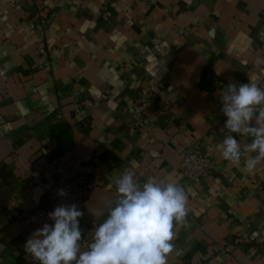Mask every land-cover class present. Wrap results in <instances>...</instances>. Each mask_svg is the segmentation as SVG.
<instances>
[{
  "label": "crops",
  "instance_id": "1",
  "mask_svg": "<svg viewBox=\"0 0 264 264\" xmlns=\"http://www.w3.org/2000/svg\"><path fill=\"white\" fill-rule=\"evenodd\" d=\"M0 70V264H39L5 208L49 213L53 187L84 175L81 224L126 168L188 194L168 264H264V164L219 149V91L248 73L264 87V0H0ZM196 147L213 168L193 184L179 163Z\"/></svg>",
  "mask_w": 264,
  "mask_h": 264
},
{
  "label": "clouds",
  "instance_id": "2",
  "mask_svg": "<svg viewBox=\"0 0 264 264\" xmlns=\"http://www.w3.org/2000/svg\"><path fill=\"white\" fill-rule=\"evenodd\" d=\"M258 79L248 73L247 83H229L219 91L220 112L226 117L221 156L233 164L244 157L249 171L264 164V87ZM237 136L249 137L250 143L242 146ZM108 187L114 188L115 195L102 199L104 211L89 210L95 219L105 218L90 232L86 250L79 224L83 212L72 203L60 204L47 214L54 223H44L30 234L25 253L39 264H168L175 248V228L189 213L184 187L156 177L141 184L131 168ZM58 195L67 193L60 189Z\"/></svg>",
  "mask_w": 264,
  "mask_h": 264
},
{
  "label": "built area",
  "instance_id": "3",
  "mask_svg": "<svg viewBox=\"0 0 264 264\" xmlns=\"http://www.w3.org/2000/svg\"><path fill=\"white\" fill-rule=\"evenodd\" d=\"M143 105H145L144 98L140 104L132 111L133 125L135 127L142 126L143 123ZM179 163V172L182 177L189 180L191 183H199L200 180L213 168V163L210 158L198 147L191 151L182 152ZM93 184L84 175H76L70 179L61 182L53 187V209L60 204L75 203L79 210H82L93 190ZM63 189L67 195L61 197L58 195V190ZM44 194V192H42ZM48 212L43 208L36 207L32 209L22 208H5L3 215L8 220H17L32 230H37L43 226L44 223L52 224L48 219ZM102 219L97 217L95 219L92 215H85L81 221L80 228L82 230V248L86 249L88 243L91 242V234L94 230L95 224L98 225ZM258 237V232L250 233L248 240L255 242Z\"/></svg>",
  "mask_w": 264,
  "mask_h": 264
}]
</instances>
